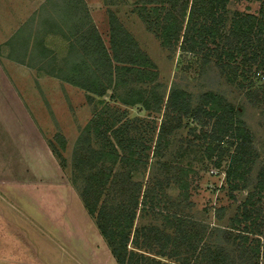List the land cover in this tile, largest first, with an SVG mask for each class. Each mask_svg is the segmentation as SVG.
<instances>
[{
    "label": "rangeland",
    "instance_id": "374dc122",
    "mask_svg": "<svg viewBox=\"0 0 264 264\" xmlns=\"http://www.w3.org/2000/svg\"><path fill=\"white\" fill-rule=\"evenodd\" d=\"M91 1H97L98 4L101 0ZM120 1V5L114 3L108 7L111 0H107V8L116 10L120 21L118 29L121 32L130 31L136 39L140 49L136 48L135 51L139 55L147 54L155 63L152 69L145 63H139L144 73L150 72V78L140 76L137 70L125 72L122 78L126 79V83L120 82L116 89L109 88L106 94L94 95L90 100L84 89L63 79L46 78L47 71L59 73V67L64 63L60 38L53 35L48 23L37 25L35 21L31 32L27 31L26 24L25 31L19 39H15V47L9 48L8 57H11L15 52L17 55L23 53L25 46L26 52L22 58L34 68L31 77H26L24 81L31 117L46 141H50L62 166L54 155L48 153L50 160L38 159V162H44L43 165L49 167L47 174L40 175L42 177L27 175L25 187L19 191L13 186L0 184V264H9L10 260L13 264H119L100 233L95 218L87 212L81 193L94 203L96 211L103 205L114 208L121 202L128 203L132 195L138 196L139 200H142L143 195L154 197L157 208L148 207L144 211L137 209L135 213L129 249L133 248L132 237H135L136 227L154 225L161 232L176 234L179 231L174 226H180L183 233L199 231L204 235L199 244L196 239H192L191 244L201 245L204 241L213 247L222 246L221 251L228 258L226 264H256L257 261L258 264H264V202L258 257L245 253L239 237L234 232L225 231L230 225V217L247 191L253 187L256 174L264 165V97L257 101L251 99L248 93L260 85L263 78L245 81V87H241L237 80L233 82L228 79L229 71L217 63L215 54L207 57L204 55L205 49L193 53L179 46L161 45L154 16L147 17L152 22L148 23L152 28L149 29L138 13L141 2L145 0ZM181 1L177 3L176 11L180 10ZM260 4L261 0H230L227 4V26L236 10L257 13ZM103 8L97 10L96 18L102 17V36L110 48L111 23L108 22L106 11L103 13ZM32 18L27 22H31ZM118 29L114 32H119ZM42 33L47 36L46 43L58 54V57H48L45 63L39 62L37 53L42 45L39 39ZM121 37L125 38L123 35ZM129 46L128 40H125L124 46L122 41L123 51L132 45ZM209 46H215V43ZM135 51L131 49L121 54V57L131 60ZM142 59L139 57L137 60ZM43 70L46 72L43 73ZM154 70L157 73L152 76ZM135 87L145 90L143 93L148 97L150 109H145L141 104H124L118 98ZM173 87L187 92L192 104L200 101L203 92L214 91L237 107L239 116L251 129L257 156L250 171L249 185L234 191L235 197L229 194L224 179L226 160L219 167L213 163L218 147L210 158L206 150L207 140L195 135L202 128L206 130L210 127L202 125V120H192L182 114V126L166 133L162 138L163 145L154 151L159 125L167 119V114H177L172 107H167L168 95ZM159 96L163 97L161 103ZM159 105L161 109L157 111ZM124 122L127 123L125 135L145 140L150 145L140 152L145 153L142 161L126 163L121 160L114 162L107 157L99 158L98 150H107L110 140L114 143L125 140L126 136L121 135L123 130L118 135L113 132L116 126ZM30 157L33 165L37 161L34 153ZM177 173L186 181L187 198L177 186L180 184L175 181ZM18 177L16 182L20 181ZM3 182L17 184L10 180ZM26 198L35 200V204L41 202L43 206L25 203ZM172 211L185 215L182 224H177L181 222L175 221L173 216H167ZM201 224L205 225V232H201ZM136 235L139 240H143L140 231ZM189 241L186 239L182 243L178 249L181 253L185 250L192 254L193 245ZM162 243L154 245L150 251L146 247L135 249L144 255L139 264H179L174 261L178 257L160 251ZM163 250L172 253L174 248L165 247ZM149 257L154 260H149Z\"/></svg>",
    "mask_w": 264,
    "mask_h": 264
},
{
    "label": "trees",
    "instance_id": "16d2710c",
    "mask_svg": "<svg viewBox=\"0 0 264 264\" xmlns=\"http://www.w3.org/2000/svg\"><path fill=\"white\" fill-rule=\"evenodd\" d=\"M178 2L180 0H145L141 2L138 13L147 24L152 23L147 17L154 16V21L157 24L158 36H156L161 45L165 47L175 45L193 53H199L205 49L204 55L207 57L215 54L217 63L229 71L227 72L228 79L233 82L237 80L239 86L245 87V81L252 82L253 78L262 77L260 85L248 92L251 99L260 101L264 97V0H261L257 13L236 10L231 16L228 26L226 14L228 12L227 4L230 0H182L180 10L176 11ZM108 21L111 23L110 48L105 46L96 28L90 29L80 36L81 40L79 39V45L83 49L80 54L84 52L85 55H80L79 60L70 61L65 56L64 63L59 67L60 72H50L83 88L90 100L94 98V95L106 94L109 88L116 89L122 82L126 83V79L122 78L125 72L130 73L137 70L140 76L150 78V72L144 73L140 69L139 63L141 62L149 65L151 69L155 68V63L149 59L147 54L139 55L135 51L139 45L131 32L128 30L121 32L118 29L120 21L113 10L108 12ZM116 28L119 32H114ZM148 28L152 29L151 25L148 24ZM121 35L125 38H122ZM87 36L90 38L89 59H87ZM125 40H128L130 46L132 45L130 49L127 48V51L130 52L131 49L135 51L131 60H124L121 57V54L127 53L126 49L123 51L121 47L122 41L124 46ZM210 43H215V46H209ZM74 45L72 41L68 44V56ZM139 57L143 59L137 60ZM152 73V76H155L157 72L154 70ZM144 91L140 87H135L129 93L120 94L118 98L124 104H141L148 110L150 105ZM110 96L113 95L110 94ZM189 97V94L184 90L175 87L171 89L167 107H172L177 114L174 116L167 114V119L159 125V132L154 140V151H158L163 145L162 138L166 133L182 126V114L192 120H202V125L210 127L206 130L202 128L195 135L207 140L206 150L210 158L212 155L214 156L213 152L218 147L219 151L213 163L219 167L222 161L226 160L224 179L229 194L235 197L234 191L244 189L249 185L250 171L257 156L253 146V133L245 120L239 116L240 112L237 107L214 91L203 92L200 95V101L196 104H192ZM158 100L161 103L163 97L159 96ZM160 109L159 105L156 110ZM116 127L117 129L113 132L118 135L123 130L121 135L126 136L125 140H118L117 143L110 140L107 150L103 148L98 150V157L102 159L107 157L108 160L114 162L118 160L126 163L141 162L145 153L140 154V152L145 151L150 145L146 144L145 140L140 141L138 138L134 139L132 136L125 135L126 122ZM49 142L53 154L62 166L58 154ZM178 174L175 175V181L180 183L177 186L183 190L184 198H187L186 181ZM80 196L87 212L95 218L100 233L107 240L111 252L119 264H139L144 255L135 249L146 247L150 251L154 245L156 246L162 241L161 247H163L160 248V251L171 257H178L174 261L179 264L228 263L227 256L221 251L223 250L222 246L215 245L213 247L205 244L204 241L201 245L191 244L192 239L198 240L199 244L204 235L199 231L183 233L180 226H174L176 231H179L176 234H170L163 230L161 232L160 228L154 225L136 227L135 237H132L133 248L129 249L130 231L135 223L137 209L144 211L148 207H158L151 195H143L142 200H139L138 196L132 195L133 198L128 203L121 202L114 208L103 205L97 211L89 198H86L83 193ZM263 202L264 165L259 168L253 187L239 202L235 213L230 217V225L225 230L227 233L234 232L239 237V241L245 249L244 252L256 257L259 256L261 248ZM168 213L167 216H173L175 221L181 222L177 224L184 222L185 215H182L181 212ZM200 230L205 232L204 224H201ZM139 231L144 236L143 240H139L136 235ZM186 239L190 240L189 244L193 245L192 254L186 253L185 250L181 253L178 250ZM165 247H172L174 251L172 250V253L165 252L163 250ZM148 259L151 260L153 257Z\"/></svg>",
    "mask_w": 264,
    "mask_h": 264
},
{
    "label": "crops",
    "instance_id": "0c3cea01",
    "mask_svg": "<svg viewBox=\"0 0 264 264\" xmlns=\"http://www.w3.org/2000/svg\"><path fill=\"white\" fill-rule=\"evenodd\" d=\"M96 2L91 0H0V184L13 186L17 191L23 189L27 175L42 177L40 175L48 173L49 167L44 166V162H38V159L50 160L48 153L51 156L54 155L48 144V139L46 141L37 123L31 117V107L25 96L24 81L26 77H31L33 68L27 65V60L22 58L26 52L24 51L25 46L23 53L19 52L17 55L15 52L11 57H8L9 48L15 47L13 45L15 39H19V36L25 31L26 24L28 25L27 31H33L35 21L38 22L37 25L48 23L53 35L60 38L63 62L65 56L70 61L79 60L80 55H85L84 52L80 54L83 49L79 45V39L81 40L80 36L90 29L96 28L99 31L107 47L100 27L102 17L96 18V16L97 10L100 11L103 6V13L105 14L106 11L107 16V12L113 8H107V0H101L98 4ZM119 2L122 1L111 0V5L109 4L108 7H112L114 3L120 5ZM113 11L116 10L113 9ZM31 16H36V18ZM30 18H32L31 22L28 23ZM39 39L42 44L37 49L39 62L45 63L44 61L52 55L58 57L56 51H53L51 46L46 43V35L42 33ZM71 41L75 45L72 46V51L70 50L68 56V44ZM86 43L88 52L90 50L89 36L86 37ZM12 51H16V49ZM88 57L89 52L87 59H89ZM45 72L43 70V73ZM45 75L46 78L63 79L50 73V70ZM63 81L69 82L65 79ZM32 153L37 160L33 165L30 161ZM34 165L36 166L33 167ZM29 170L30 173H28ZM16 176H19L17 179L21 182H16ZM5 180L15 181L17 184L4 183ZM25 203L35 204V200L26 198ZM35 205L43 206L41 202H37ZM13 263L12 260L9 261V264Z\"/></svg>",
    "mask_w": 264,
    "mask_h": 264
}]
</instances>
